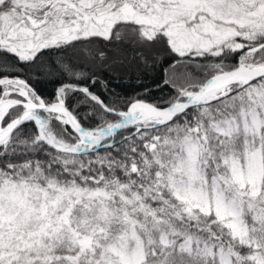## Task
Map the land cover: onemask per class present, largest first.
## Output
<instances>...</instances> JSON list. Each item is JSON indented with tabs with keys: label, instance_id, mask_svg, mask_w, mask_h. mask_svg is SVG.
Instances as JSON below:
<instances>
[{
	"label": "snow or ice",
	"instance_id": "obj_1",
	"mask_svg": "<svg viewBox=\"0 0 264 264\" xmlns=\"http://www.w3.org/2000/svg\"><path fill=\"white\" fill-rule=\"evenodd\" d=\"M0 264H264V0H0Z\"/></svg>",
	"mask_w": 264,
	"mask_h": 264
}]
</instances>
